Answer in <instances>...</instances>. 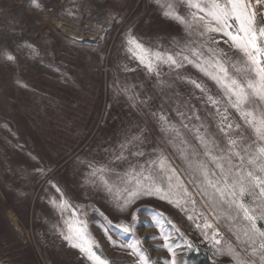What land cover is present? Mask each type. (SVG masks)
<instances>
[{"label":"rangeland","instance_id":"1","mask_svg":"<svg viewBox=\"0 0 264 264\" xmlns=\"http://www.w3.org/2000/svg\"><path fill=\"white\" fill-rule=\"evenodd\" d=\"M212 2L0 0V264H98L72 246L77 243L106 264H170L165 243L175 249L177 264H188L191 244L215 262L264 264V257L245 244L241 222L226 219L222 210L213 214L201 177L189 167L200 162L219 172L205 152L215 156L227 150L229 139H239L236 150L264 146L224 89L196 66L214 71L211 61L222 52L230 75L240 79L235 69L244 67L243 52L228 37L205 31L204 22L193 19L205 13L191 5L207 11ZM256 10L264 12V5ZM232 24L235 30L238 24ZM129 39L147 52L129 45ZM157 53L172 55L181 66L162 62ZM250 99L257 113L264 112V100ZM241 154L245 162L234 155L232 162L247 171V155ZM161 157L165 171L174 168L179 176L172 181V198L182 196L181 207L155 196L126 205L125 189L135 185L131 170L159 163ZM255 198L246 194L244 202L252 205ZM157 214L160 227L155 226ZM205 219L219 230L221 247L231 246L234 256L214 254L202 234L211 233L203 229ZM256 223L264 230V220ZM70 225L85 239L76 238Z\"/></svg>","mask_w":264,"mask_h":264},{"label":"snow or ice","instance_id":"2","mask_svg":"<svg viewBox=\"0 0 264 264\" xmlns=\"http://www.w3.org/2000/svg\"><path fill=\"white\" fill-rule=\"evenodd\" d=\"M256 5H264V0H226V3H219L213 0L211 6H205L201 8L199 4H193L192 7L197 8L200 12H204L203 16H194L193 19L201 24V27L207 32L223 33L228 37L232 45L243 52L245 61L244 67L236 68L235 72L241 74V78H236V75L229 74V66L226 65V54L220 53L210 66L214 71L209 72L206 68L200 67V70L205 75L210 76L211 79L216 81L220 87L224 89L225 95L228 100L231 101V106L235 108L241 115V118L245 123L249 124L253 132L259 137L260 141H264V112L257 113L254 107L251 97H255L258 100H264V26H257L256 17L260 15L264 19V12H257ZM165 15L172 16L180 23L185 24L186 27L192 26V21H187L179 15H174L171 12L165 13ZM207 17V19H206ZM232 21L238 24L235 30L233 29ZM204 35V32H201ZM216 43L217 41H213ZM228 41H225L227 43ZM129 45H134L136 50L141 53H146L147 50L143 48L134 39H129ZM131 50V49H130ZM211 51V49L209 50ZM199 55V53H195ZM157 59H161L162 62L169 65L180 67L177 63V59L172 55L161 57L160 54H156ZM8 59H12L11 56ZM143 62V57H141ZM183 60H188V57H183ZM189 63H194L189 60ZM209 63V62H205ZM149 70H154L151 63L147 65ZM234 67V66H232ZM249 73H252V78H248ZM201 92L204 88L195 81H190ZM208 101L214 106L217 101L209 96ZM217 112L219 109L217 108ZM161 121L167 124L164 116L160 117ZM222 120H226V116L221 117ZM233 125L228 124L227 129H232ZM240 126L236 125L238 129ZM220 131L227 135V132L223 126ZM178 135V133H177ZM201 144H205L204 137H198ZM215 145V141H212ZM239 139H229L228 148L220 149L219 154L212 156L210 152H205V155L211 156V162L215 165V168L219 172L211 171L205 163L197 162L194 166L189 164L190 168L194 167V171L201 177V183L205 185V188L201 189L204 195L208 196L209 207L212 209L213 214L216 215L218 210L223 211V215L226 219L232 221H239L243 224V235L246 238L245 244L251 247L253 255L257 252L264 257V230L257 227V220H264V146L253 147L252 151H247V148H242L247 155V163L250 165V169L245 171L239 168L232 162V156L234 155L239 159L241 163L245 162V155L241 154V150H236L239 147ZM142 155V153H137ZM166 161L164 158H160L159 163L156 161H148L147 167L144 165L139 166V171L133 168L129 175L135 180L133 189H125L128 192V200L125 204L134 202L133 198L140 196H155L161 200H168L169 203H174L177 207H181L179 199H173V178L179 180V176L174 168L165 171ZM170 173V174H169ZM219 179H216V177ZM106 183V182H105ZM179 187L183 189L184 194L190 195L187 188L180 183ZM211 188V195L208 194L207 189ZM111 191V188L108 189ZM256 194V198L252 205H248L244 202L246 194ZM187 203V201H186ZM195 204V201H191ZM186 210V209H185ZM159 215L154 217L155 226L160 227ZM204 216V213L200 214ZM220 217L217 215V219ZM133 221L137 219L136 214H133ZM191 220L193 217L188 216ZM122 227L124 232L132 231L131 227L126 225H117ZM70 231L74 232L76 238L84 240L85 237L82 230L79 228L73 229L70 225ZM197 228H201L200 224L196 225ZM204 231L202 234L207 240L211 242V247L215 249L217 255H231L234 256V249L228 246L227 249L221 247L222 238H220V232L214 225L205 219L203 224ZM179 231V229H177ZM72 235H66L65 239L71 240ZM237 240L240 236L237 235ZM165 241H168L167 235L163 236ZM139 243V241H137ZM258 245V247H257ZM80 248V250L88 255L89 259H94L98 264H106L105 261L100 260L99 257L92 252L90 247H85L84 244L77 243L72 245ZM128 247L135 250V245H128ZM164 247L172 253V260L170 264H177L175 249L169 246L167 243ZM191 247V245H189Z\"/></svg>","mask_w":264,"mask_h":264},{"label":"trees","instance_id":"3","mask_svg":"<svg viewBox=\"0 0 264 264\" xmlns=\"http://www.w3.org/2000/svg\"><path fill=\"white\" fill-rule=\"evenodd\" d=\"M88 81L87 78L83 80L84 83ZM187 262L188 264H227L213 261L209 252L194 244H191V247L188 249Z\"/></svg>","mask_w":264,"mask_h":264},{"label":"built area","instance_id":"4","mask_svg":"<svg viewBox=\"0 0 264 264\" xmlns=\"http://www.w3.org/2000/svg\"><path fill=\"white\" fill-rule=\"evenodd\" d=\"M258 25L260 26H264V19H262L261 17L258 19Z\"/></svg>","mask_w":264,"mask_h":264}]
</instances>
